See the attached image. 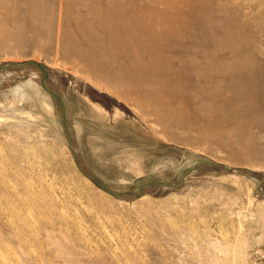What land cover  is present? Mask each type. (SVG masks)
<instances>
[{"label": "rangeland", "instance_id": "rangeland-1", "mask_svg": "<svg viewBox=\"0 0 264 264\" xmlns=\"http://www.w3.org/2000/svg\"><path fill=\"white\" fill-rule=\"evenodd\" d=\"M263 72L264 0H0V264H264Z\"/></svg>", "mask_w": 264, "mask_h": 264}, {"label": "bare ground", "instance_id": "bare-ground-1", "mask_svg": "<svg viewBox=\"0 0 264 264\" xmlns=\"http://www.w3.org/2000/svg\"><path fill=\"white\" fill-rule=\"evenodd\" d=\"M147 14V13H146ZM146 14H143V15H145L146 16ZM135 16V15H134ZM138 18V17H137ZM145 20H146V18H144ZM143 19V21L145 22V20ZM139 20V19H138ZM141 21H142V18H141ZM135 22V21H134ZM136 22H137V20H136ZM135 22V23H136ZM140 22V21H139ZM146 23V22H145ZM143 25V24H142ZM147 25H148V23H147ZM147 25L145 26V27H147ZM157 26H159V25H157ZM150 27V26H149ZM149 27H147V28H149ZM160 27V26H159ZM151 29V28H150ZM150 29H148V31L150 30ZM152 30V29H151ZM173 30V29H172ZM171 30V31H172ZM158 31V30H157ZM149 32H152V31H149ZM141 34H142V32H141ZM152 34V33H151ZM155 34V33H154ZM154 34H152V37H153V35ZM154 38V37H153ZM138 39V38H137ZM140 39H141V37H140ZM141 41H143L142 39H141ZM164 47V46H163ZM170 53V52H169ZM204 58V57H203ZM26 70V69H25ZM64 70V69H63ZM64 71H66L67 73H69L68 75H67V77H66V80L64 81V79L61 77V76H58L57 78L56 77H53L52 78V81H53V79H60L63 83H67V84H69V83H71V84H76L77 86H78V88L79 87H84L85 86V83L83 82V81H81L78 77H77V75L76 74H72V72H68L67 70H64ZM32 72V71H31ZM66 73V74H67ZM118 73V72H117ZM264 73V72H263ZM264 80V79H263ZM255 81V80H254ZM53 84L52 85H55L56 86V89H59V87H58V85L56 84V83H54V82H52ZM257 83V82H256ZM260 85V84H259ZM92 86V85H91ZM254 86H255V84H254ZM255 88V87H254ZM262 90H263V88H262ZM83 92L84 93H88V94H90V95H92V96H98L97 94V90L96 89H94V86L92 87V89H90V90H87V89H83ZM263 96H264V93L262 94ZM108 96V95H107ZM99 98L101 97V96H98ZM262 97V96H261ZM89 98H90V96H89ZM95 98V100L96 99H98L97 97H94ZM191 99H193V98H191ZM198 99V98H197ZM94 100V101H95ZM191 101V100H190ZM263 101V100H262ZM108 102V101H107ZM96 103V102H95ZM100 103V105H102L103 104V106H109V107H111L112 106V108L114 107V106H117V105H119L116 101L114 102V103H110V102H108V103H106L105 101H103V103L98 99V104ZM259 103H260V101H259ZM263 103H264V101H263ZM102 107V106H101ZM259 107H260V105H259ZM122 108V107H121ZM105 109V108H104ZM261 109H262V106H261ZM259 111H260V109H259ZM264 114V113H263ZM262 117L260 116V119H261ZM263 119V118H262ZM262 122V121H261ZM263 123V122H262ZM264 124V123H263ZM236 172V171H235ZM234 174V173H233Z\"/></svg>", "mask_w": 264, "mask_h": 264}]
</instances>
